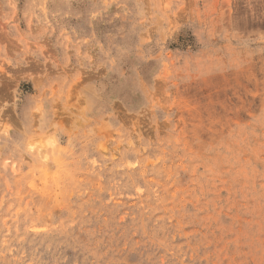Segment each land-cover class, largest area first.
Returning <instances> with one entry per match:
<instances>
[{"label":"rangeland","instance_id":"374dc122","mask_svg":"<svg viewBox=\"0 0 264 264\" xmlns=\"http://www.w3.org/2000/svg\"><path fill=\"white\" fill-rule=\"evenodd\" d=\"M0 264H264V0H0Z\"/></svg>","mask_w":264,"mask_h":264}]
</instances>
